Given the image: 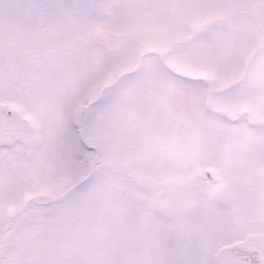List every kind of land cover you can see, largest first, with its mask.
Returning a JSON list of instances; mask_svg holds the SVG:
<instances>
[{"label":"snow or ice","instance_id":"1","mask_svg":"<svg viewBox=\"0 0 264 264\" xmlns=\"http://www.w3.org/2000/svg\"><path fill=\"white\" fill-rule=\"evenodd\" d=\"M0 264H264V0H0Z\"/></svg>","mask_w":264,"mask_h":264}]
</instances>
